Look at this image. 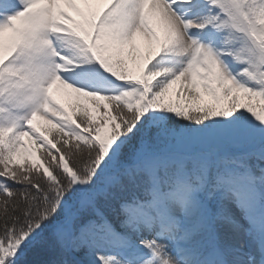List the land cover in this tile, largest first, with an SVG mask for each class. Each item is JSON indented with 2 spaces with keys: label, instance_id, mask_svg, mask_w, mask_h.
<instances>
[{
  "label": "snow or ice",
  "instance_id": "6c2138e0",
  "mask_svg": "<svg viewBox=\"0 0 264 264\" xmlns=\"http://www.w3.org/2000/svg\"><path fill=\"white\" fill-rule=\"evenodd\" d=\"M0 264H264V0H0Z\"/></svg>",
  "mask_w": 264,
  "mask_h": 264
},
{
  "label": "rangeland",
  "instance_id": "374dc122",
  "mask_svg": "<svg viewBox=\"0 0 264 264\" xmlns=\"http://www.w3.org/2000/svg\"><path fill=\"white\" fill-rule=\"evenodd\" d=\"M58 98L61 100L62 103H65L66 106L68 103L71 102L68 97L63 96L62 94H58Z\"/></svg>",
  "mask_w": 264,
  "mask_h": 264
}]
</instances>
